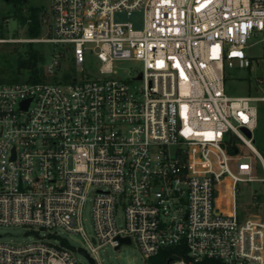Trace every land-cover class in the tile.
Segmentation results:
<instances>
[{
    "label": "built area",
    "instance_id": "obj_1",
    "mask_svg": "<svg viewBox=\"0 0 264 264\" xmlns=\"http://www.w3.org/2000/svg\"><path fill=\"white\" fill-rule=\"evenodd\" d=\"M135 10L142 29L113 18ZM41 24L44 35L22 41L53 45L45 77L7 81L0 71V226L35 237L0 235V264H100L98 250L118 249L121 238L147 259L175 248L166 264H264L258 99L224 88L226 67H251L246 49L264 30V0H50ZM58 46L81 71L95 57L97 76L54 79ZM119 61L141 70L119 79ZM228 140L258 157L261 178L250 156L228 153ZM256 181L262 216L242 219L236 185ZM222 184L232 190L227 207ZM58 229L81 235L87 263Z\"/></svg>",
    "mask_w": 264,
    "mask_h": 264
},
{
    "label": "rangeland",
    "instance_id": "obj_2",
    "mask_svg": "<svg viewBox=\"0 0 264 264\" xmlns=\"http://www.w3.org/2000/svg\"><path fill=\"white\" fill-rule=\"evenodd\" d=\"M49 3L50 0H22V3L19 4L21 6V11L24 14L27 12L29 6H42L44 11L39 14L41 20ZM15 6V3L11 2V0H0V38L9 40L0 45V66L2 65L4 68L14 64L17 53L22 52L27 43L26 41H22V39L28 38L27 33L25 32L26 25L20 26L15 17ZM113 18L116 22L132 23L134 29H142L143 27V13L141 10H135L129 13L125 11L115 12ZM44 34V27H41L40 36ZM249 43H252V45L246 49V52L251 61V67H226L224 72V88L226 94L231 97H257L258 100L255 102L257 106V122L252 133L254 139L253 145L264 158V30L258 32ZM33 46L43 53L44 62L42 63V70L45 73L46 66L51 61L54 53L53 45L50 43L35 41L33 42ZM57 49L64 52L63 46H58ZM71 56V52H64L54 77L62 78L64 73L78 76V78L97 76L96 68L99 65V62L95 57L88 56L84 63V70L81 71L79 68L75 67ZM116 68L118 72L116 77L125 80L135 76L141 70L140 64L135 61L116 62ZM238 148L240 154L251 157L255 166L253 174L256 178H261L263 173L258 157L242 144H239ZM232 168L235 169L234 163H232ZM226 190L227 185L222 184L219 191V195L222 196V199L220 198L219 201L222 200L221 205L223 207H227V202L231 199L229 196H223ZM235 192L237 211L242 219L262 216L261 203L263 186L261 182H238ZM254 195L256 198H254ZM255 201L258 202L257 206H255ZM91 207V201L87 200L83 209V218L85 230L89 235L93 234ZM116 220L119 225L123 223L122 208H118L116 212ZM57 231L61 237L67 240L69 246L74 250L79 260L83 263H87L88 260L77 253L78 247L83 246L86 248L81 235L65 232L60 229ZM0 235L3 241H11L20 244L28 243L35 239L32 234L27 233V229L21 226H0ZM98 259L100 264H149L151 258H145L138 245L135 242H132L130 244H122L118 249H114L109 245L103 246L98 250Z\"/></svg>",
    "mask_w": 264,
    "mask_h": 264
},
{
    "label": "trees",
    "instance_id": "obj_3",
    "mask_svg": "<svg viewBox=\"0 0 264 264\" xmlns=\"http://www.w3.org/2000/svg\"><path fill=\"white\" fill-rule=\"evenodd\" d=\"M15 3V17L20 26H25V32L28 38H37L41 34V20L39 14L44 11L42 6H29L27 12L24 14L21 11L20 4L22 0H11ZM20 3V4H19ZM9 61V60H7ZM44 62L43 53L33 46V42H27L22 52L17 53L14 64L4 68L1 65L0 71L7 81H16L26 79L30 81H38L45 77L42 70V63ZM71 74L64 73L63 80H67ZM57 79L56 77H53ZM227 151L234 155L238 151V144L236 141L228 140ZM175 248L167 247L162 249L156 256L151 257L149 264H166L169 258L174 256Z\"/></svg>",
    "mask_w": 264,
    "mask_h": 264
},
{
    "label": "water",
    "instance_id": "obj_4",
    "mask_svg": "<svg viewBox=\"0 0 264 264\" xmlns=\"http://www.w3.org/2000/svg\"><path fill=\"white\" fill-rule=\"evenodd\" d=\"M243 131L245 132V134L250 137L251 136V132L245 128H243ZM120 243L122 244H129L130 243V239L129 238H121L120 239ZM79 251L84 254L86 257H89L88 254L85 252V250H83L82 248H79ZM91 262H93V260L90 258L89 259Z\"/></svg>",
    "mask_w": 264,
    "mask_h": 264
},
{
    "label": "bare ground",
    "instance_id": "obj_5",
    "mask_svg": "<svg viewBox=\"0 0 264 264\" xmlns=\"http://www.w3.org/2000/svg\"><path fill=\"white\" fill-rule=\"evenodd\" d=\"M254 150H255V152H257V154H259L258 151H257L256 149H254ZM223 194H224V193H223ZM223 196H225V197H227V196L232 197V190H231V186H230V184L227 185V190H226V192H225V194H224ZM221 197H222V196H221Z\"/></svg>",
    "mask_w": 264,
    "mask_h": 264
},
{
    "label": "crops",
    "instance_id": "obj_6",
    "mask_svg": "<svg viewBox=\"0 0 264 264\" xmlns=\"http://www.w3.org/2000/svg\"><path fill=\"white\" fill-rule=\"evenodd\" d=\"M221 199H222V197H221Z\"/></svg>",
    "mask_w": 264,
    "mask_h": 264
}]
</instances>
